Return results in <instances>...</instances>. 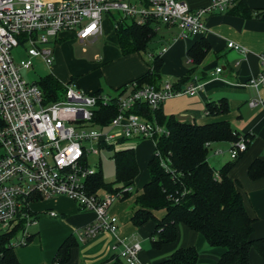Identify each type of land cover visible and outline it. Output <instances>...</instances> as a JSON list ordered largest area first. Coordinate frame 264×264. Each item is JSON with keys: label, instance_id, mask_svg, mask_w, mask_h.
<instances>
[{"label": "built area", "instance_id": "obj_1", "mask_svg": "<svg viewBox=\"0 0 264 264\" xmlns=\"http://www.w3.org/2000/svg\"><path fill=\"white\" fill-rule=\"evenodd\" d=\"M231 2L212 0L207 7L191 10L182 0H0V234L16 230L13 246L27 245L31 236L28 229L38 224L31 204L64 196L95 215L78 230L79 241L109 232L115 239L110 247L115 258L125 264H146L139 258L140 244L120 239L118 219L108 212L124 193H132V186L118 185L117 193L103 189L90 192L89 179L99 169L91 168L87 157L100 156L105 149L113 154L134 149L141 140L156 145L157 139L168 136L169 131L155 118L134 112L135 107L144 104L155 112L167 99L193 96L203 85L196 77L180 89H174L169 80L160 86L132 83L127 93L111 98L87 94L71 83L58 101L46 103L38 86L23 80L20 71L30 69L34 58L50 68L53 55L48 44L62 32L74 33L80 42L96 41L103 32V15L110 18L112 30L127 18L137 25L154 21L177 28V38L186 39L205 34L204 16L226 10ZM115 14L123 17L117 20ZM20 41L26 46L27 59L16 64L11 50ZM226 46L245 53L234 42ZM259 62L258 75L245 84L256 93L248 102L251 108L264 98V93H259L264 86V53L259 55ZM113 99L116 114L107 124H101L98 110ZM205 146L214 156L228 153L231 160L247 150L242 137L230 143L226 151L211 143ZM214 176L218 178L219 174ZM48 215L57 216L53 211Z\"/></svg>", "mask_w": 264, "mask_h": 264}, {"label": "crops", "instance_id": "obj_2", "mask_svg": "<svg viewBox=\"0 0 264 264\" xmlns=\"http://www.w3.org/2000/svg\"><path fill=\"white\" fill-rule=\"evenodd\" d=\"M182 1L191 10H195L209 6L212 0ZM246 5L252 17L242 18L230 14L229 10L233 5L229 4L224 11H213L204 16L207 27L205 34L186 39L177 38V28L156 23L155 35L161 30L168 35L165 41L163 40L165 43L162 44L160 53H147L148 62L137 53L123 56L115 35L117 49L108 47L101 55L94 54L92 60L82 59L78 61V65L69 67L62 42L75 35L72 32H62L50 40L49 49L53 55V63L48 69L50 74L64 86L71 84L69 82L74 78V84L83 92L91 95H97V92L106 95L109 91L116 93L109 96L111 98L120 95L123 86L151 70L150 63L155 56L162 61L159 70L161 81L158 86L165 80H169L172 85L178 84L192 69L191 79L197 78L203 85L201 90L193 96L184 94L167 99L162 104L161 111L165 116H173L181 122L199 125L226 120L238 133L252 136L250 145L240 157L231 160L225 152L219 158H222V166L232 163L228 176L238 184L245 210L254 220L252 238L259 239L264 237V176L251 180L247 170L254 160L264 161V98L261 104L251 108L248 102L255 98L256 93L245 84L260 71L259 55L264 53V19H262L264 17L254 16L257 13L264 14V0H246ZM201 38L209 44V52L203 61L195 66L193 60L188 62L186 53ZM75 39L78 40L76 37ZM87 42L93 43L91 41L80 43ZM227 42L240 45L245 49V53L228 49ZM217 69H220V72H217ZM102 74L107 78L105 89L98 81ZM191 79L182 83L180 88L188 84ZM259 93L261 95L264 93V86L260 87ZM220 99L227 101L229 112L216 117L207 116L206 103L217 102ZM146 145L151 146L155 151V143L151 140H141L136 144L138 147ZM213 146L223 147L221 149L226 151L229 143L213 144ZM151 158L152 151L146 153L140 150L137 156L135 155L138 168L143 166L147 172L146 176L137 175L133 182L140 188L139 193L149 180L147 164ZM131 198L121 200V203L114 207L112 204L108 212L118 219L117 236L126 243L140 244L141 262L158 264L169 259L176 249L194 247L198 252L196 264H218L224 250L210 247L201 234L182 224L177 226V238L174 242L153 249L150 242L153 223L148 222L141 227H134L130 221L133 211L127 217L121 215V209L125 207L122 203ZM132 201L134 204V197ZM35 205L38 206L33 208ZM31 209L38 216V224L31 232L33 235L31 242L25 246L15 247L17 249L14 248L20 264H55L54 258L58 248L69 237L74 239L75 245L70 250L69 260L64 264H117L114 254L110 251L115 239L109 232L98 234L84 242L78 239V230L94 220L95 215L92 211L80 209L73 200L64 196L32 203ZM50 211L55 212L57 216L50 217L48 215ZM249 261L251 264H264L255 249H251Z\"/></svg>", "mask_w": 264, "mask_h": 264}, {"label": "trees", "instance_id": "obj_3", "mask_svg": "<svg viewBox=\"0 0 264 264\" xmlns=\"http://www.w3.org/2000/svg\"><path fill=\"white\" fill-rule=\"evenodd\" d=\"M230 4L233 5L229 10L230 14L242 18L252 17L246 0H232ZM261 15L263 13H257L254 17L261 18ZM155 26L154 21H148L143 25L118 21L114 33L121 54L126 56L145 53L155 35ZM208 52L209 44L201 38L187 50L186 56L197 66ZM161 64V59L155 56L150 63L151 70L123 86L120 94L127 91L132 83H136L137 86L144 84L158 86L161 81L159 74ZM192 72L191 69L184 80L173 85V88L180 89L182 83L192 78ZM69 83L74 84L75 79H71ZM35 84L41 90L46 103L58 101L65 90V86L51 74L42 77ZM115 101L116 99H113L112 103L98 110V113H101V124H107L116 114ZM134 112L148 119L155 118L169 131L168 136H162L156 141L154 155L147 164L149 180L141 192L134 196L135 210L130 218L134 227H141L148 222L153 223L154 229L150 236L152 248L159 249L164 244L174 242L177 238V226L182 224L201 234L210 247L224 250L218 264H251L249 261L251 249H255L264 261V237L252 238L254 220L245 210L238 184L228 176L232 163L225 164L217 171L213 170L208 164L209 149L205 146L206 143L230 144L242 137L248 148L252 136L238 133L226 120L202 125L185 123L173 116H165L161 107L151 112L144 104L136 106ZM205 112L207 116L212 117L225 115L229 112V106L225 99H220L217 102L206 103ZM112 159L115 170L114 182H104L99 170L89 179L90 192L103 189L117 193L119 191L117 185H133L138 175L134 150L115 152ZM161 159L166 167L162 165ZM215 173L219 174L218 178H215ZM247 175L251 180L263 177L264 161L254 160L248 167ZM131 196L132 193H124L121 200ZM158 213H161L160 217ZM15 237L16 230L0 234V264H20L12 244ZM32 238L33 235L28 239V243ZM74 245V239L67 238L58 248L54 262L64 264L68 261ZM197 260L196 249L187 247L176 249L169 259L158 264H196ZM116 261L117 264H122L117 258Z\"/></svg>", "mask_w": 264, "mask_h": 264}, {"label": "rangeland", "instance_id": "obj_4", "mask_svg": "<svg viewBox=\"0 0 264 264\" xmlns=\"http://www.w3.org/2000/svg\"><path fill=\"white\" fill-rule=\"evenodd\" d=\"M121 17H123L122 14H115V18L117 20H119ZM102 28H103V32L102 35L98 38L97 41L93 42V43H80L78 40L75 39V36L70 37L69 39L67 38V40H65L64 42H62V44L64 45L65 51H66V56H67V61H68V65L69 67H73L78 65V61L84 59V60H92L94 54H99L101 55L103 50L106 48H115L117 49V44L115 41V33L112 30L111 25L113 24L110 20L109 17L103 15L102 16ZM126 24L131 23L130 19H125L124 20ZM168 34H165L162 30L159 31L158 33H156V35L152 38V40L150 41V43L148 44V48L146 53H142L141 57L144 58L145 62H148L147 60V53L153 52V53H160V49L163 43H165V39L167 38ZM164 40V41H163ZM50 43L48 44V47L50 48ZM11 57L14 61V63L18 64L20 60H25L27 59L26 56V46L20 44L18 47H15L11 50ZM50 74V71L48 69V67H46L44 65V63L38 59V58H34L32 61V67L28 70H21L20 71V75L22 77L23 80H25L27 83L31 84V83H37L42 77L46 76ZM99 83L101 84L102 88H106V84H107V78L104 74H102V76L99 77L98 79ZM108 94H106V91L104 94L108 95V96H113L114 92L109 91L107 92ZM88 147H90V144H87ZM223 146V145H222ZM225 146V145H224ZM223 146V147H224ZM93 147L96 148V145H93ZM220 147V148H223ZM228 149V146L226 147V150ZM152 151V157L154 155V149L151 146H135L134 148V154L137 156V154L139 153V151ZM0 153H1V149H0ZM228 154V153H227ZM112 155L113 152L111 150H102L100 156H96L93 154H89L87 157V163L91 168H96L97 170L99 169L101 172V176L103 178V181L106 183H113L115 180V170H114V162L112 159ZM221 155L218 156H214L211 152H209V155L207 157V161L209 166L217 171L220 169V167L222 166L221 164V159L219 158ZM229 156V155H228ZM226 157V156H225ZM224 157V158H225ZM230 158V157H229ZM139 174L138 177L143 176V174H147L146 172V168L144 169L143 166L141 168V166L138 168ZM146 176V175H145ZM118 186V185H117ZM120 186V185H119ZM140 188L137 187V185L133 184L132 185V198L137 195V193H139ZM132 198L128 201H124L122 204L125 206L124 208L121 209V215L123 217H127L129 215V213H132V211L135 210V205L133 204ZM121 200H116L113 203L114 207L115 205H118ZM38 205L33 206V208H36ZM161 213H158V216L160 217ZM34 227H30L28 229V231L31 233L33 231ZM145 245V244H144ZM17 249V248H15ZM122 264H125L123 260H121Z\"/></svg>", "mask_w": 264, "mask_h": 264}, {"label": "water", "instance_id": "obj_5", "mask_svg": "<svg viewBox=\"0 0 264 264\" xmlns=\"http://www.w3.org/2000/svg\"><path fill=\"white\" fill-rule=\"evenodd\" d=\"M263 17H264V14H263Z\"/></svg>", "mask_w": 264, "mask_h": 264}]
</instances>
